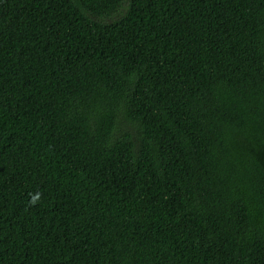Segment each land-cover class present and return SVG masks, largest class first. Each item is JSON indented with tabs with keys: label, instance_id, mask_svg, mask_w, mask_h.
Instances as JSON below:
<instances>
[{
	"label": "trees",
	"instance_id": "trees-1",
	"mask_svg": "<svg viewBox=\"0 0 264 264\" xmlns=\"http://www.w3.org/2000/svg\"><path fill=\"white\" fill-rule=\"evenodd\" d=\"M0 264H264V0H0Z\"/></svg>",
	"mask_w": 264,
	"mask_h": 264
}]
</instances>
